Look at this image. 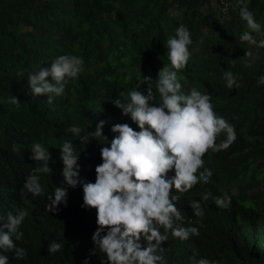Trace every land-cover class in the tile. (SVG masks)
<instances>
[{"label":"trees","instance_id":"1","mask_svg":"<svg viewBox=\"0 0 264 264\" xmlns=\"http://www.w3.org/2000/svg\"><path fill=\"white\" fill-rule=\"evenodd\" d=\"M245 2L264 23V0ZM234 5L235 0H0V210L29 209L24 237L16 241L27 256L18 260L9 253L10 264H82L90 254L96 213L81 207L82 187H69L67 206L57 212L47 211V197L21 194L25 175L41 163L32 159L31 146H49L53 172L42 183L52 191L63 182L58 148L64 139H75L68 126L87 130L108 118L105 132L111 137L112 123H131L112 99L131 89L137 74L155 77L169 62L166 41L180 24L190 27L194 40L189 66L180 70L184 90L212 93L216 111L235 125L237 139L226 150L205 153L214 170L211 180L177 202L185 223L199 226L200 234L181 241L169 233L164 255L168 264H193V257L204 256L225 264H264V85L257 83L264 48L239 40L245 22ZM243 46L252 48L251 57ZM62 53L83 56L85 70L49 103L46 94H32L28 73L50 66ZM227 68L242 74L238 88L227 87ZM12 94L18 106L8 102ZM74 143L81 151V174L94 180L100 145L94 139ZM223 192L232 196L231 208L220 209L210 198L203 202L205 215H194L191 199ZM53 239L65 247L50 253ZM99 255L90 264H100Z\"/></svg>","mask_w":264,"mask_h":264},{"label":"clouds","instance_id":"2","mask_svg":"<svg viewBox=\"0 0 264 264\" xmlns=\"http://www.w3.org/2000/svg\"><path fill=\"white\" fill-rule=\"evenodd\" d=\"M234 7L245 22L239 40L264 48V23L245 0H235ZM193 43L190 27L177 26L166 41L169 62L158 69L155 77L137 74L135 85L112 99L131 123H112L111 137L105 132L108 118L100 119L91 129L73 123L65 130L83 145L93 139L100 145L94 180L81 174V151H77L75 139H64L58 148L63 182L48 191L42 180L44 174L53 172L49 164L52 154L49 146L33 142L31 157L41 163L25 175L21 194L47 197V211L57 212L61 204L67 206L69 187L79 186L83 190L81 207L95 210L97 227L91 236L94 247L82 264H90L97 253L100 264H168L162 242L169 240V233L181 241L200 234L199 226L185 223L177 202L198 183L211 180L214 170L206 165L205 153L228 149L237 139V131L233 123L216 111L212 93L198 87L184 90L180 70L189 66V46ZM243 47L245 56L251 57L252 48ZM84 70L83 56L62 53L50 66L28 73L30 90L34 96L46 94L51 103L64 93L66 83L78 79ZM222 76L228 88L239 87L241 73L227 68ZM257 83L264 85V73ZM8 102L18 106L20 99L12 94ZM221 134L224 138L217 143ZM210 198L220 209L231 208L232 196L227 192L204 193L200 199L189 201L195 216L205 215L203 202ZM28 215L27 208L0 210V264H10L9 253L18 260L27 256L28 250L16 241L24 237L22 226ZM64 247L63 240L58 239L48 244L50 253ZM193 264L225 262L204 256L198 260L193 257Z\"/></svg>","mask_w":264,"mask_h":264}]
</instances>
